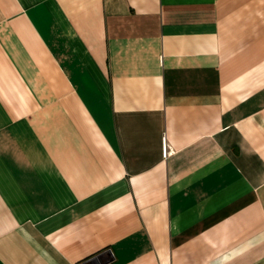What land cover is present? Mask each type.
Wrapping results in <instances>:
<instances>
[{
    "label": "crops",
    "instance_id": "1",
    "mask_svg": "<svg viewBox=\"0 0 264 264\" xmlns=\"http://www.w3.org/2000/svg\"><path fill=\"white\" fill-rule=\"evenodd\" d=\"M264 264V0H0V264Z\"/></svg>",
    "mask_w": 264,
    "mask_h": 264
},
{
    "label": "water",
    "instance_id": "2",
    "mask_svg": "<svg viewBox=\"0 0 264 264\" xmlns=\"http://www.w3.org/2000/svg\"><path fill=\"white\" fill-rule=\"evenodd\" d=\"M98 256L88 259L84 264H97Z\"/></svg>",
    "mask_w": 264,
    "mask_h": 264
}]
</instances>
